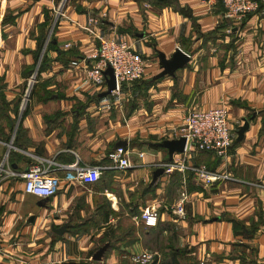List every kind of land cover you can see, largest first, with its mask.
Here are the masks:
<instances>
[{
	"label": "crops",
	"instance_id": "1",
	"mask_svg": "<svg viewBox=\"0 0 264 264\" xmlns=\"http://www.w3.org/2000/svg\"><path fill=\"white\" fill-rule=\"evenodd\" d=\"M224 14L220 0H0V264H130L145 250L162 258L155 229L135 221L148 206L159 209L160 226L171 225L160 237L176 235L180 264H264V11L242 22ZM96 35L126 40L146 60L144 80L96 98L107 89L84 85ZM178 49L189 64L154 80L160 54ZM220 107L232 132L225 158L171 160L159 146L178 140L190 110ZM118 147L132 168H108ZM40 158L108 169L91 185L60 171L59 192L44 200L26 194L22 179ZM182 161L228 178L175 171L153 182L156 170ZM183 196L186 216L177 220Z\"/></svg>",
	"mask_w": 264,
	"mask_h": 264
},
{
	"label": "built area",
	"instance_id": "2",
	"mask_svg": "<svg viewBox=\"0 0 264 264\" xmlns=\"http://www.w3.org/2000/svg\"><path fill=\"white\" fill-rule=\"evenodd\" d=\"M225 7V18L234 22H242L249 15L264 11V0H220ZM61 7L57 9L62 15ZM93 25L100 24L98 18L91 19ZM89 30V29H88ZM91 31V30H90ZM99 47L88 57L93 61L91 67L84 71V85H90L102 92L107 89L105 71L108 67L113 69L116 78V90L113 94L121 95L123 86H130L144 80L147 73L146 60L134 51L123 38H107L96 35ZM69 44L65 49L70 48ZM174 137L186 139V146L182 155H191L199 152H211L220 158L228 156L232 145V132L230 127L229 111L225 107L210 110H190L183 118L182 125L174 130ZM110 169H129L133 167L128 150L118 147L109 155ZM102 167L62 166L53 160L40 158L33 163L23 174L24 191L26 194L40 199H50L60 190L62 179L60 171H65V180L68 183H81L86 185L98 183L105 169ZM166 174L175 171H190L208 183L227 179L228 176L210 173L205 166L189 167L184 162L165 164L162 166ZM186 196L172 209L177 220L186 216ZM135 221L146 228H155L160 222V212L156 206L146 207ZM161 260L158 252L145 250L130 255V264H154Z\"/></svg>",
	"mask_w": 264,
	"mask_h": 264
},
{
	"label": "water",
	"instance_id": "3",
	"mask_svg": "<svg viewBox=\"0 0 264 264\" xmlns=\"http://www.w3.org/2000/svg\"><path fill=\"white\" fill-rule=\"evenodd\" d=\"M161 60V68L162 72L158 74L154 80L162 79L165 76H175V73L185 68L190 62V56L183 52L182 50L178 49L172 58L167 59L164 54H160ZM106 82H107V90L100 94L101 98L111 96L113 92L116 90V78L111 67H108L105 71ZM161 148L168 150L169 156L171 160L173 159L174 155L184 153L185 146H186V139L181 138L178 140H167L162 142L159 145ZM165 172L164 168H159L156 170L153 178V182H156L158 178ZM60 235H63L66 232V228L55 229ZM108 249V245L101 248L93 257V260L100 262L103 259L104 253Z\"/></svg>",
	"mask_w": 264,
	"mask_h": 264
},
{
	"label": "trees",
	"instance_id": "4",
	"mask_svg": "<svg viewBox=\"0 0 264 264\" xmlns=\"http://www.w3.org/2000/svg\"><path fill=\"white\" fill-rule=\"evenodd\" d=\"M61 55H63V53ZM39 58H40V54L38 55L37 59H39ZM45 63H46V55H44V57H43V61H42L40 70L43 69V67L45 66ZM141 81H143V80H141ZM141 81H139L137 83H140ZM125 88H126V85L123 86L122 91H124ZM99 97H100L99 95L96 96V98H99ZM109 162H108V164H110ZM159 224H160V222H159ZM159 224L157 227L151 228V229H155L154 232H157V235H155L156 237L154 239H152L151 245L154 248L159 247L158 250L164 252V257H163L164 259H162V261L160 263L155 262L154 264H180L179 259L182 256L183 251L178 249L176 235L174 233L171 234V238H170L169 242L168 241L167 242L162 241V239L160 237L163 234V232H165V231L171 232L172 231L171 225L167 224L164 226H160ZM167 250H168V252H166ZM124 264H128V261L127 260L124 261Z\"/></svg>",
	"mask_w": 264,
	"mask_h": 264
},
{
	"label": "rangeland",
	"instance_id": "5",
	"mask_svg": "<svg viewBox=\"0 0 264 264\" xmlns=\"http://www.w3.org/2000/svg\"><path fill=\"white\" fill-rule=\"evenodd\" d=\"M33 86H34V80H32V82L30 83V85H29V87H28V91H31L32 89H34ZM155 247H156V246H155ZM158 248H159V247H156V249H155V248H154V249H155V250H158ZM158 251H159V250H158ZM162 259H164L163 256H162L161 260H162Z\"/></svg>",
	"mask_w": 264,
	"mask_h": 264
}]
</instances>
